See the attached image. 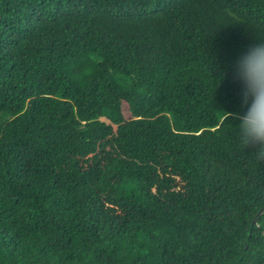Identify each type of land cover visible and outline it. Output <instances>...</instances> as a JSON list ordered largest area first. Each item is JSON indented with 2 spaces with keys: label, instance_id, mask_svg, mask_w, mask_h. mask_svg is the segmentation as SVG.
<instances>
[{
  "label": "trees",
  "instance_id": "trees-1",
  "mask_svg": "<svg viewBox=\"0 0 264 264\" xmlns=\"http://www.w3.org/2000/svg\"><path fill=\"white\" fill-rule=\"evenodd\" d=\"M261 41L264 0H0V264H264Z\"/></svg>",
  "mask_w": 264,
  "mask_h": 264
},
{
  "label": "clouds",
  "instance_id": "clouds-1",
  "mask_svg": "<svg viewBox=\"0 0 264 264\" xmlns=\"http://www.w3.org/2000/svg\"><path fill=\"white\" fill-rule=\"evenodd\" d=\"M233 79L242 85L246 111L237 115V139L241 150L251 148L254 158L264 163V41L250 46L235 62ZM109 120L101 117L100 120Z\"/></svg>",
  "mask_w": 264,
  "mask_h": 264
},
{
  "label": "water",
  "instance_id": "water-1",
  "mask_svg": "<svg viewBox=\"0 0 264 264\" xmlns=\"http://www.w3.org/2000/svg\"><path fill=\"white\" fill-rule=\"evenodd\" d=\"M105 120H107V119H105ZM107 122H109V120H107Z\"/></svg>",
  "mask_w": 264,
  "mask_h": 264
}]
</instances>
